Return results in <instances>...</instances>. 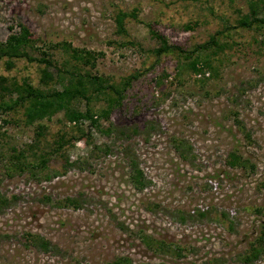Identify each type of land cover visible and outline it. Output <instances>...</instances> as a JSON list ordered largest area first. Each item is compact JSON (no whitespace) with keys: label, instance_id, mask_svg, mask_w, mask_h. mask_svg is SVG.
Returning a JSON list of instances; mask_svg holds the SVG:
<instances>
[{"label":"rangeland","instance_id":"1","mask_svg":"<svg viewBox=\"0 0 264 264\" xmlns=\"http://www.w3.org/2000/svg\"><path fill=\"white\" fill-rule=\"evenodd\" d=\"M247 3L0 0V41L26 26L30 54L55 66L50 87L66 82L55 68L115 86L134 76L79 141L63 112L27 124L22 107L0 111V264H264V252L243 261L264 229V29L227 27ZM153 33L185 52L155 56ZM213 35L220 49L203 52ZM188 53L211 69L184 70ZM5 61L9 83L42 86L43 64ZM232 151L246 168L228 167Z\"/></svg>","mask_w":264,"mask_h":264},{"label":"trees","instance_id":"2","mask_svg":"<svg viewBox=\"0 0 264 264\" xmlns=\"http://www.w3.org/2000/svg\"><path fill=\"white\" fill-rule=\"evenodd\" d=\"M247 7V13L241 15L234 26L227 25L228 28L264 29V0H248ZM127 16L128 14L125 12H118L115 16L114 21L117 26V32L123 33L125 31L124 20ZM153 34L160 43L157 48L152 50L155 56L158 57L163 53L175 50L179 54L185 52L177 45L168 44L163 36L157 33ZM31 47H33V40L31 39L29 29L24 25H20L18 32L11 33L4 41H0V59L5 58L7 67H10L12 60L16 58H25L44 65L41 70L40 83L42 86L40 87H35L26 81L22 84H11L6 77L0 76V111L7 112L14 108L22 107L27 124H32L45 118L48 119L56 113L63 112L66 120L74 125L73 127L77 133L74 140L79 141L85 137L81 125L86 123L90 127L98 128L101 119H108L112 110L121 106L123 94L134 76L124 79L121 86H115L109 84L100 76H93L90 73L80 74L78 71L69 70L68 68L63 70L55 68L57 73L63 71L62 75L57 78L58 83L60 84L63 79L66 82L62 83L60 88H53L49 84L54 81L55 75L50 71V68L55 67L54 64L48 58L33 57L29 52ZM200 48L203 52L211 48L220 49V43L217 37L213 35L209 42L200 46ZM183 57L186 60L183 64L184 70L200 74L205 72V70L211 69L209 54L204 55L202 58L197 55L191 59L188 53L184 54ZM77 101L85 102L83 110L74 106V103ZM95 102H102L104 106L96 109L94 107ZM246 137H249V135L247 134ZM63 141V136L61 135L58 140V146ZM42 162L46 163L47 160L42 159ZM226 163L230 168H246L248 160L232 151L228 154ZM133 170H135V173L132 175L134 186L137 189H143L146 182L142 172L134 164ZM200 215L203 214L200 213ZM36 238V242H38L40 247L47 249L49 243L39 236ZM263 252L264 229L260 231L259 236L251 244L243 261L245 263H253Z\"/></svg>","mask_w":264,"mask_h":264}]
</instances>
